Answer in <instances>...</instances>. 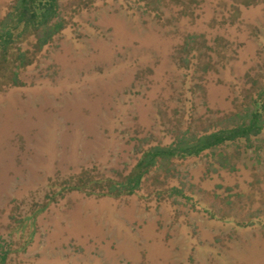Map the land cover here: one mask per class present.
<instances>
[{
  "label": "rangeland",
  "instance_id": "obj_1",
  "mask_svg": "<svg viewBox=\"0 0 264 264\" xmlns=\"http://www.w3.org/2000/svg\"><path fill=\"white\" fill-rule=\"evenodd\" d=\"M176 1L60 0L66 26L0 90L6 264H264V129L159 158L133 194L62 191L82 174L122 180L144 149L251 106L264 0Z\"/></svg>",
  "mask_w": 264,
  "mask_h": 264
},
{
  "label": "trees",
  "instance_id": "obj_2",
  "mask_svg": "<svg viewBox=\"0 0 264 264\" xmlns=\"http://www.w3.org/2000/svg\"><path fill=\"white\" fill-rule=\"evenodd\" d=\"M59 1L13 0L7 13L0 18V90L5 85L18 83L19 70L31 64L37 53L66 26V21L60 17ZM258 1L235 0L232 5L237 11L240 4L250 6ZM180 2L183 4L180 5L177 1L176 4L187 6L185 0ZM154 9L159 10L158 7ZM250 99L251 106H247L240 120L232 126L199 135L180 136L170 144H156L144 149L122 180L110 177L93 178L91 175L82 174L77 179H67L61 187L62 191L78 190L87 194L115 197L133 194L140 188L145 175L158 163L159 158L197 156L225 142L250 139L264 129V83ZM56 193L53 192L51 200ZM45 207V204L40 205L34 215L45 210ZM30 235L33 236V233ZM11 250L10 244L6 245L0 238V264H6Z\"/></svg>",
  "mask_w": 264,
  "mask_h": 264
}]
</instances>
